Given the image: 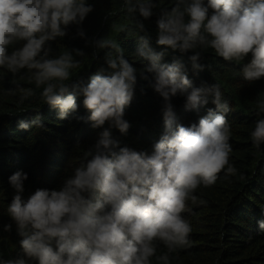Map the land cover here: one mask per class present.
<instances>
[{"label": "clouds", "instance_id": "clouds-1", "mask_svg": "<svg viewBox=\"0 0 264 264\" xmlns=\"http://www.w3.org/2000/svg\"><path fill=\"white\" fill-rule=\"evenodd\" d=\"M124 4L129 14L138 11L144 19L153 15L152 0H124ZM91 11L87 0H0V68L13 74L27 69L35 86L43 88L42 100L58 109L59 118L77 111L78 91L90 111L91 126L109 125L59 190L37 189L25 201L27 174L11 175L15 195L7 211L23 237L24 253L38 264H151L157 242L168 253L187 246L191 226L181 213L189 199L195 202L194 191L213 185L222 170L235 174L228 160L231 127L224 115L230 108L219 84L194 87L181 62L160 63L162 53L154 52L141 36L137 54L150 62L146 70L155 74L152 88L166 102L164 133L150 154L128 147L115 151L119 143L110 129L126 134L130 127L124 112L134 96V67L116 41L101 40L98 47L116 53L107 59L112 71L105 74L102 69L87 85L72 84L70 91L66 81L78 63L68 51L49 59L45 48L47 42L64 37L70 24H82ZM135 27L144 31L142 22ZM157 27L158 45L181 53L198 46L211 48L225 61L237 63L250 56L242 70L244 79L264 78V0H174ZM78 35L83 37V31ZM21 41L22 47L9 52L10 45ZM77 54L82 55L79 50ZM199 59V53L190 57L192 67L202 71ZM178 93H186V110L206 105L212 95L215 110L208 109L198 124H177L169 101ZM31 95L32 90L25 91L21 103ZM257 112L264 113V101ZM31 126L42 127L41 118L31 124L19 122L20 129ZM250 138L256 149L264 145V119L257 121ZM10 228L5 226L6 231ZM258 228L264 231V220L258 221ZM157 259L169 264L168 254Z\"/></svg>", "mask_w": 264, "mask_h": 264}, {"label": "trees", "instance_id": "trees-1", "mask_svg": "<svg viewBox=\"0 0 264 264\" xmlns=\"http://www.w3.org/2000/svg\"><path fill=\"white\" fill-rule=\"evenodd\" d=\"M135 3V0H133ZM207 3V0H205ZM92 11L82 24H70L64 37H57L46 43L48 58H56L64 52L71 53L78 66L71 69L66 84L71 91L72 84L87 85L92 75L101 71L108 74L109 54L116 55L111 48L98 47L104 39L116 41L123 58L136 70L134 96L125 108L124 119L130 127L126 134L111 128L112 137L119 148L128 147L137 152L149 154L152 146L164 133V99L152 88L154 73L146 69L150 62L139 57V37L148 40L156 53H162L160 63L179 61L194 87H212L219 84L223 99L230 110L225 113L231 127V152L229 164L235 174L226 175L222 170L211 186L200 185L193 193L195 202L189 199L181 213L191 226L187 246L172 253L157 242L151 264H161L158 257L168 254L169 264H264V231L258 228V221L264 220V145L256 149L250 133L264 113H258V105L264 101V78L249 82L242 70L250 56L237 63L225 61L211 48L197 47L185 53L169 46L158 45L157 21L164 11H170L174 0H152L153 15L144 19L139 12L127 13L124 0H87ZM142 22L144 31L135 24ZM83 31L84 36L78 35ZM23 41L9 46V52L22 47ZM79 50L82 55L77 54ZM199 53L202 71L194 69L190 57ZM31 73L22 69L11 73L0 68V264L25 259L27 264H38L29 259L21 245L17 225L8 214L7 208L15 195L9 177L17 171L27 174L24 181L23 200H27L37 189L59 190L64 181L84 162L85 153L90 150L100 133L109 128H93L88 119L90 111L83 105V95L76 92L78 105L75 113L65 119L59 118L58 109L41 98L43 88H37L30 80ZM33 95L21 103L25 91ZM190 91V89H189ZM208 103L196 110H186V93L171 97L176 123L185 127L198 124L207 115L208 109L215 110L213 96ZM39 116L42 127L31 126L20 129L19 122L31 121ZM175 127V125H174ZM86 198L93 199L89 194ZM11 225L10 230H5Z\"/></svg>", "mask_w": 264, "mask_h": 264}]
</instances>
